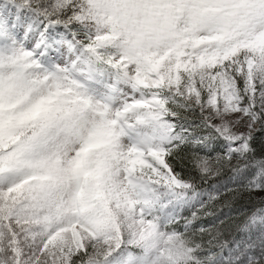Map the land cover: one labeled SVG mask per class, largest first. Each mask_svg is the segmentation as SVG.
Returning <instances> with one entry per match:
<instances>
[{
    "label": "snow or ice",
    "instance_id": "snow-or-ice-1",
    "mask_svg": "<svg viewBox=\"0 0 264 264\" xmlns=\"http://www.w3.org/2000/svg\"><path fill=\"white\" fill-rule=\"evenodd\" d=\"M0 264H264V0H0Z\"/></svg>",
    "mask_w": 264,
    "mask_h": 264
},
{
    "label": "trees",
    "instance_id": "trees-1",
    "mask_svg": "<svg viewBox=\"0 0 264 264\" xmlns=\"http://www.w3.org/2000/svg\"><path fill=\"white\" fill-rule=\"evenodd\" d=\"M211 183V181H209Z\"/></svg>",
    "mask_w": 264,
    "mask_h": 264
}]
</instances>
